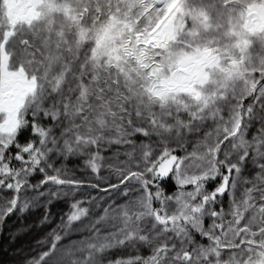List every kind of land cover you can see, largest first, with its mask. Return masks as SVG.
<instances>
[{"label": "snow or ice", "instance_id": "1", "mask_svg": "<svg viewBox=\"0 0 264 264\" xmlns=\"http://www.w3.org/2000/svg\"><path fill=\"white\" fill-rule=\"evenodd\" d=\"M58 201L18 264H264V0H0V226Z\"/></svg>", "mask_w": 264, "mask_h": 264}, {"label": "trees", "instance_id": "2", "mask_svg": "<svg viewBox=\"0 0 264 264\" xmlns=\"http://www.w3.org/2000/svg\"><path fill=\"white\" fill-rule=\"evenodd\" d=\"M84 206L87 207V204ZM66 211V204L58 201L51 206L52 219L47 223H41L44 209L39 208L23 218L13 216L5 225L0 226V264H18L21 254L35 251L37 241L47 237Z\"/></svg>", "mask_w": 264, "mask_h": 264}, {"label": "rangeland", "instance_id": "3", "mask_svg": "<svg viewBox=\"0 0 264 264\" xmlns=\"http://www.w3.org/2000/svg\"><path fill=\"white\" fill-rule=\"evenodd\" d=\"M106 175V174H105ZM96 193H94V195H95ZM225 208L227 209V204H228V201H227V199H225ZM41 209V208H40ZM43 241V240H42Z\"/></svg>", "mask_w": 264, "mask_h": 264}]
</instances>
